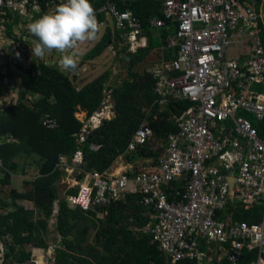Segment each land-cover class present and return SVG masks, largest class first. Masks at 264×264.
I'll list each match as a JSON object with an SVG mask.
<instances>
[{"label": "built area", "instance_id": "1", "mask_svg": "<svg viewBox=\"0 0 264 264\" xmlns=\"http://www.w3.org/2000/svg\"><path fill=\"white\" fill-rule=\"evenodd\" d=\"M159 1L164 18H151L150 28L156 36L170 22L175 31L160 52L161 63L150 72L155 104L165 108L173 102L190 101L193 106L173 118L178 132L169 135L157 160L146 159L148 166L141 169L130 165L128 171L115 174L110 166L100 173L82 167L79 150L69 163L60 155V168L68 173L81 169L83 174L77 192L65 200L88 211L122 200L127 193L141 194L151 219L144 231L150 233V242L157 244L166 264L185 260L214 264L216 257L222 260L224 256L230 264H242L246 249H259L258 259L251 264H264V137L251 119L264 121V41L256 3ZM63 2L46 0L43 5V0H0V48L7 45L9 13L18 15L21 23L34 21ZM93 8L96 16L110 15L121 48L128 46L135 53L148 47L150 32L132 10L120 9L117 0H103ZM165 49L173 56L166 57ZM7 50L0 49V115L19 102L21 75L31 64L30 58L17 61V55ZM104 93L103 107L81 118L84 124L78 142L110 117L111 91ZM41 119L42 125L58 126L57 118L48 113ZM17 142L11 133L0 134V145ZM151 143L153 130L145 122L126 152L140 151ZM154 146L151 149L156 151ZM230 202L261 205L262 219L249 224L227 216L220 221L217 211L223 212Z\"/></svg>", "mask_w": 264, "mask_h": 264}, {"label": "trees", "instance_id": "2", "mask_svg": "<svg viewBox=\"0 0 264 264\" xmlns=\"http://www.w3.org/2000/svg\"><path fill=\"white\" fill-rule=\"evenodd\" d=\"M45 1L43 0V5ZM92 1H95L93 7L103 2L89 0L90 3ZM117 1L120 9L132 10L141 17L144 27L150 32L147 48L137 50L135 53H130L128 46L121 48L125 54L123 59L129 57L127 77L121 83L107 85L111 75V71L107 69L78 87L58 66L35 59L21 75L22 96L19 102L9 106L6 112L0 115V134L11 133L18 141L0 145V158L4 165L0 168V243L6 248L0 249L2 260L0 264H35L31 252L27 249L47 248L45 238L49 232L48 219L52 216L55 201L59 199L55 183L63 174L57 165L60 155L66 156L70 161L79 150L82 152V167L100 173L107 170L121 156L132 162L150 158L157 160L162 149L154 151L151 148L160 141L166 144L169 135L178 132V124L173 118L181 116L193 106L190 101H180L160 108L155 104L152 74L149 72L139 74L133 70L135 65L142 63L146 57H151V50L156 48L159 51L163 50L168 36L175 31L174 26L171 27V23L167 22L166 26L157 30L155 36L154 30L149 26L151 18L155 16L164 18L163 2ZM238 1L243 4L245 0ZM252 1L256 3L258 11L263 0ZM8 16L10 20L7 21V28L8 32L12 33L14 26L21 21L18 15L13 17L9 13ZM105 16L104 13H100L96 18L104 20ZM27 21L28 19L24 22ZM260 23L264 41V24L262 20ZM111 39H115V43L121 39L118 30L108 28L101 40L85 54L84 59L92 60L99 57L110 45ZM165 53L168 58L173 56L170 50ZM106 86H110L112 90L114 117L85 135L82 143L78 142L82 123L75 117V112L81 108L91 114L100 107ZM26 95L29 99L25 97ZM45 113L57 118V127L42 125L41 118ZM251 119L260 135L264 137V121ZM145 121L149 122L153 130L154 143L148 144L140 151L127 153L132 136ZM92 144L98 145V149H91ZM11 153L23 157L35 153L40 158L38 175L31 180V189L24 193L16 189H10L9 192L1 191L10 183L11 173L18 168L17 162L8 161ZM82 177L83 174L77 175L78 179ZM67 193H75V190L69 189ZM21 199L28 200L31 205L28 207L27 204L18 203L17 201ZM38 210L42 211L43 217L34 219ZM149 212L143 203V196L138 193H127L125 199L107 206H97L86 212L70 208L63 198L59 199L55 230L60 237L59 244L63 248L54 249L52 264H166V259L157 244L150 242V233L144 231L151 223ZM100 213L104 214V219L99 217ZM217 214L220 217L222 214L223 216L231 214L236 221L252 224L262 219L263 207L255 203L230 202L223 212L217 211ZM91 226L100 229L104 250L83 255L78 250L82 248L83 242L76 234L82 227ZM259 254V249L244 250L242 264H251L258 259ZM179 264L196 263L185 260ZM215 264L230 263L224 259L222 263Z\"/></svg>", "mask_w": 264, "mask_h": 264}, {"label": "rangeland", "instance_id": "3", "mask_svg": "<svg viewBox=\"0 0 264 264\" xmlns=\"http://www.w3.org/2000/svg\"><path fill=\"white\" fill-rule=\"evenodd\" d=\"M258 11H259V14L261 16L262 23L264 24V0H263V4L260 6ZM104 21L106 22V24L104 22L98 21V24L100 26V31L98 33V37L96 40L85 41L84 43L78 44L77 48L72 50L76 54L75 58H76L77 62H79V65H81L82 62H85V64H87V66H86L87 70L91 68L90 66L92 65V62H90V60H88V59L87 60L84 59L85 54L88 53V51H90L101 40L102 36L105 34V32L108 28L111 30L113 29V26H112L113 20L110 17V15H108V17H106V19ZM27 22L19 23L18 25L16 24V26L13 28L12 33L7 31V34H8L7 35V42H6L7 45L4 47H1L0 48L1 51L8 49L7 50L8 53L16 54L18 57L17 61H25L24 58H26V59L30 58L31 62H32V60L40 59V60L46 61L48 63L50 62L53 65H56L59 67V59H60V56L62 55L59 52H56V51H53L52 53L46 52V54L43 58H37V57L33 56V52H32L31 47L34 46L35 42H38V38L34 37L28 30V24L33 22V21H27ZM114 40L113 39L110 40V45L108 46V49L106 50V51H108V53L106 52L105 54L108 57L104 58V60L99 62L100 63L99 64L100 65L99 66L100 67L99 73H102L103 71H105L107 69L114 70L112 80H114V83L117 84L119 82L121 83V81L127 77V73H128L127 72V65H128L129 60L126 61L123 59L124 52L121 51V44L115 43ZM160 52H163V50H160ZM152 54L158 58L161 57L159 52L152 53ZM148 59H149V57H148ZM13 61H14V59H13ZM156 61L157 60H155L154 64H148L146 62H142V65L135 67L134 70L137 73H143L145 71H149V73H150L151 70L155 66H157L161 63L160 60H159V62H156ZM15 64L17 65L16 62H15ZM88 72L89 71H87V73ZM90 75L91 74H88V76H90ZM76 85H78V83H76ZM25 97L27 99H29L28 95H26ZM145 122L149 123L148 121H145ZM163 147H164L163 142H158V144H156L154 146L155 149H162ZM15 155H16L15 153H11L8 161H15L18 163H22V165H24V168L22 169V171H24L26 173V175L21 176L20 178H17L16 174H14V176L12 177V181H13V183H15L16 180L18 179V184L22 188L24 186V184H23L24 181L31 180L35 177V175L37 174V163L40 161H38V157L37 156L35 157L34 155H32V159H29V158L26 159L25 157H23V155H20V154H18L16 156ZM142 160H144V159H140V160L138 159L137 161L132 162V161L126 159L125 156H121V157L116 159L115 163L110 168L116 169V170H114L115 174H119V173H122L124 171H128L130 165H134L135 166L134 168L136 170H138V169H141L142 167L148 166V162H147L148 160H146V161H142ZM66 175L67 176L64 179H61L59 181V185H58V189H59L58 196L59 197H62V195L69 188V186H72L74 184L75 173H66ZM24 189H27V186H26V188L24 187ZM9 190H10V186H8V185H5L4 188L1 189L2 192H8ZM2 195H5V194L2 193ZM55 204L58 206V203H55ZM36 213H37V216H34V219L35 218L38 219L39 217H43V213L41 210H38ZM99 217L103 218V219L105 218L104 214H102V213L99 214ZM55 221H56V216H54V217L51 216L48 219V231L49 232H48L47 237L45 238L47 248L40 249L37 254L35 253V251L27 249L31 252L32 258L35 259L36 264H52L54 261V255H55L54 249L62 247L59 244L60 237L55 230V226H53V224H55ZM76 235L78 236V239H80L81 242H83L82 248H78V250H80V252L83 255H87V254H89V252H103L104 240L100 236V229L99 228H93V226L82 227L80 232L79 233L77 232ZM0 249L6 250L4 244L0 243ZM1 261L2 260H0V262Z\"/></svg>", "mask_w": 264, "mask_h": 264}, {"label": "clouds", "instance_id": "4", "mask_svg": "<svg viewBox=\"0 0 264 264\" xmlns=\"http://www.w3.org/2000/svg\"><path fill=\"white\" fill-rule=\"evenodd\" d=\"M28 30L34 37L38 38V42H35L34 46L31 47L33 56L37 58H43L46 52L47 53H52L53 51L59 52L62 54L59 59V67L65 71H73L77 69L78 62L75 58L76 54L72 50L76 49L78 44L84 43L85 41L96 40L98 37V33L100 31V26L96 18L95 10L92 4L89 2V0H66V2L60 3L55 8L54 12L46 13L40 16L39 18L35 19L33 22L29 23ZM127 58L128 59H125L126 61L129 60V57ZM106 90L111 91V100H112V90L110 86H106L103 90V99L100 103V107L94 110L91 114H88L85 111L87 117L92 115L95 111H99L103 107V102L105 100L104 91ZM111 105H112L111 115L109 118L105 119L104 121L111 120L114 117L113 101ZM104 121L102 122V124L104 123ZM81 123L83 125L84 121H81ZM101 125H99L98 127H100ZM80 134H81V129L78 133V137ZM66 159L67 162L69 163L70 161L68 160L67 157ZM62 170L65 171L64 169ZM72 173H75V180H74V184L70 186L69 189H74L76 193L78 188L77 182L80 183L83 179V177L81 179H78L77 175L80 174L82 175V170L76 169V171L74 170ZM68 190H66V192L62 197L64 200L66 195L75 194V193L68 194L67 193ZM17 202L22 205L27 204L28 207L29 205H31L29 201L25 199L18 200ZM55 203H58V200H56ZM55 203L52 212L53 217L57 216V212H58V206ZM67 204L70 208L73 209L77 208L83 211L79 207L70 206L68 202ZM32 250L35 251V249ZM33 260L34 263L36 264L35 259Z\"/></svg>", "mask_w": 264, "mask_h": 264}, {"label": "crops", "instance_id": "5", "mask_svg": "<svg viewBox=\"0 0 264 264\" xmlns=\"http://www.w3.org/2000/svg\"><path fill=\"white\" fill-rule=\"evenodd\" d=\"M106 17H108V16H105V19H106ZM98 20L97 21H99V22H104L105 24H106V22L104 21V20H100L99 18H97ZM110 43V42H109ZM108 49V47L104 50V52L99 56V57H97V58H94V59H92V60H90V62H92V65L89 67L90 69H86L87 67V64H85V62H82V64L81 65H79V62H78V67H77V69L76 70H73V71H65V70H63L62 68H60L64 73H66V74H68L69 75V77L72 79V81L76 84V83H78V87H80V86H82L83 84H85V83H87L88 81H90V80H92L93 78H95L96 76H98L99 74H101V73H99V70H100V61H102V60H104V58H106V57H108V56H106V52L108 53V51H106ZM154 51H157V52H159L160 53V51H159V49L158 48H156V49H153V50H151V52H150V55H152L149 59H148V57H146L145 58V60L143 61V62H146V63H148V64H154V62H155V60H157L156 62H159V60L160 61H162V59H161V57H156L155 55H153L152 54V52H154ZM104 56V57H103ZM46 62V61H45ZM50 63V62H49ZM52 64V63H51ZM89 65V64H88ZM139 65H142V63H139V64H137V65H135V67H137V66H139ZM134 67V68H135ZM89 71L88 73H87V71ZM110 71H111V75H110V77H109V79H108V82H107V84L108 85H110V86H114L116 83H114V80H112V78H113V74H114V70H111V69H109ZM134 70V69H133ZM113 71V72H112ZM135 71V70H134ZM136 72V71H135ZM145 72H149V71H145ZM144 73V72H143ZM143 73H139V74H143ZM88 74H91L90 76H88ZM86 78V79H85ZM120 83V82H119ZM119 83H117V84H119ZM84 113H85V110H83V109H81V108H79L76 112H75V117L80 121L81 120V118L83 117V115H84ZM83 126V125H82ZM81 126V127H82ZM160 142H162V141H160ZM158 144V143H157ZM32 155H34L35 157L37 156L38 157V161H40L39 159V156L37 155V154H35V153H33V154H31L30 156H24L26 159L27 158H29V159H32ZM145 161V160H144ZM17 164H18V168H17V170L15 171V172H13V173H11V177H10V183L9 184H6V185H8V186H10V189H16L17 191H19V192H21V193H24L27 189H31V186H32V184H31V180H33V179H31V180H28V181H24L23 182V184H24V186L21 188V186H19V184H18V179L16 180V182L15 183H13V181H12V177L14 176V174H16V177L17 178H20L21 176H24V175H26V173L24 172V171H22V169L24 168V165H22V163H18L17 162ZM38 165H39V163H37V174L35 175V177L38 175ZM59 169V168H58ZM59 170H61L62 172H63V174H61V177L59 178V180H57L56 181V183H55V185L57 186V189H58V185H59V181L61 180V179H64L67 175H66V172L65 171H63L61 168L59 169ZM67 179V178H66ZM63 181V180H62ZM61 181V182H62ZM26 186H27V189H24V187L26 188ZM15 187V188H14ZM21 188V189H20ZM69 188H70V186H69ZM68 188V189H69ZM24 189V190H23ZM67 189V190H68ZM22 190V191H21ZM9 192V191H8ZM66 192V191H65ZM64 192V193H65ZM58 193H59V189H58ZM64 195V194H63ZM63 195H62V197H63ZM59 197V196H58ZM62 197H59V199H61ZM9 198V197H8ZM58 199V200H59ZM31 203V202H30ZM231 216V214L229 215V217ZM232 217V216H231ZM224 218H228L227 216H223V214H222V219L224 220ZM39 252V249H37V248H35V253L37 254ZM224 259H226L228 262H229V260L224 256L223 257V259L222 260H224ZM222 260H219L218 259V257H216L215 258V261H214V264L215 263H222Z\"/></svg>", "mask_w": 264, "mask_h": 264}, {"label": "water", "instance_id": "6", "mask_svg": "<svg viewBox=\"0 0 264 264\" xmlns=\"http://www.w3.org/2000/svg\"><path fill=\"white\" fill-rule=\"evenodd\" d=\"M128 59V58H127ZM53 226H54V224H53Z\"/></svg>", "mask_w": 264, "mask_h": 264}, {"label": "bare ground", "instance_id": "7", "mask_svg": "<svg viewBox=\"0 0 264 264\" xmlns=\"http://www.w3.org/2000/svg\"><path fill=\"white\" fill-rule=\"evenodd\" d=\"M40 250V249H39Z\"/></svg>", "mask_w": 264, "mask_h": 264}]
</instances>
